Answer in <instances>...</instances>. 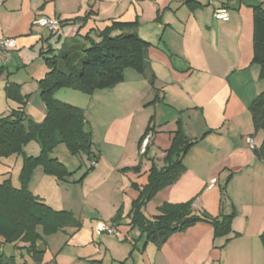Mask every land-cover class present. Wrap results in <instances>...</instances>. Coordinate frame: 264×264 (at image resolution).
I'll use <instances>...</instances> for the list:
<instances>
[{
  "label": "crops",
  "instance_id": "obj_1",
  "mask_svg": "<svg viewBox=\"0 0 264 264\" xmlns=\"http://www.w3.org/2000/svg\"><path fill=\"white\" fill-rule=\"evenodd\" d=\"M222 5L228 20L215 17ZM258 5L264 0H0V37L17 40L9 55L0 50V117L22 106L7 96L8 87L19 84L27 96L26 121H42L46 107L38 82L49 71L46 58L99 42L114 21L137 22L138 34L151 43L144 74L127 68L112 88L56 92L85 110L97 165L88 171L85 155H72L60 144L52 156L73 175L60 180L35 168L31 192L81 222L50 234L37 227L46 242L40 264H264V160L247 142L251 137L259 147L264 141V129L253 134L249 110L264 90L260 65L252 62ZM41 16L57 17L61 26L51 31L34 24ZM149 125L154 137L141 153ZM179 129L194 141L183 156L184 171L144 206L145 216L158 215L164 202L192 201L197 212L212 217L234 210L233 231L215 235L213 225L201 221L158 247L132 224L131 209L152 164L163 166ZM34 142L25 146L26 155H39ZM12 162L22 168L23 156L0 159L7 167L0 170V182L11 178L19 187ZM214 177L217 182L209 186ZM98 221L115 223L116 232L98 234ZM2 248L12 252L10 244Z\"/></svg>",
  "mask_w": 264,
  "mask_h": 264
},
{
  "label": "trees",
  "instance_id": "obj_2",
  "mask_svg": "<svg viewBox=\"0 0 264 264\" xmlns=\"http://www.w3.org/2000/svg\"><path fill=\"white\" fill-rule=\"evenodd\" d=\"M137 25V22L114 21L110 28L101 33L99 42H93L80 51L70 50L60 56L46 58L49 71L38 82L40 96L46 107V115L42 121H26L23 107L27 96L22 94L19 84L8 87V98L22 106L0 117V159L18 154L23 156V164L19 187L13 185L11 178L0 182V236L4 238L0 242V264H19L22 259L21 264H40L46 242L38 232L39 225L43 226L45 234L56 232L67 225L81 226L80 220L72 212L54 210L34 195L29 189V182L38 166H42L45 173L60 180L73 175L74 172L62 161L52 156L60 144H64L72 155H85L90 162L96 160L85 110L58 99L55 94L62 88L87 94H92L97 89L112 88L125 79L127 68L144 74L146 50L151 43L140 37ZM115 30L119 32L115 34ZM253 45L252 62L260 65V78L264 79L263 5L254 7ZM249 110L252 115L253 134H256L264 129V90L252 101ZM150 129H153L151 125L146 131ZM33 140L39 143L40 153L37 156L26 155L24 148ZM193 144L194 141L179 129L166 152L163 166H158L155 162L152 164L148 182L133 201L132 224L147 235L148 241L154 242L158 247L172 234L201 221L211 223L215 235H226L233 231L234 210L229 214L212 217L197 212L192 201L164 202L159 206V214L152 218L146 217L143 212L144 206L160 190L179 179L184 171L183 156ZM253 151L264 160V141L259 147H254ZM92 168L90 164L88 171ZM139 168L137 166L131 169L138 171ZM135 187L139 188L137 185ZM261 239L264 244V232ZM3 244L12 245L10 254L2 248ZM27 256L31 258V262L27 260Z\"/></svg>",
  "mask_w": 264,
  "mask_h": 264
},
{
  "label": "built area",
  "instance_id": "obj_3",
  "mask_svg": "<svg viewBox=\"0 0 264 264\" xmlns=\"http://www.w3.org/2000/svg\"><path fill=\"white\" fill-rule=\"evenodd\" d=\"M215 17L221 20H228L230 17L229 9L227 6L222 5L215 9L214 11ZM34 24L46 27L51 31H55L59 29L61 26L62 21L57 17H48V16H41L37 17L34 21ZM17 46V40L15 37H8V36H2L0 37V50L5 54L9 55L11 53V50L14 49ZM154 137V130L150 129L147 130L140 142V151L141 153H145L151 140ZM247 142L251 147H255L254 140L249 137L247 139ZM91 166H96L97 161L92 160L90 162ZM217 182V178H212L209 182V186H212ZM96 232L98 234H114L117 230L116 224L112 222H105V221H98L96 223Z\"/></svg>",
  "mask_w": 264,
  "mask_h": 264
},
{
  "label": "rangeland",
  "instance_id": "obj_4",
  "mask_svg": "<svg viewBox=\"0 0 264 264\" xmlns=\"http://www.w3.org/2000/svg\"><path fill=\"white\" fill-rule=\"evenodd\" d=\"M62 93H64V92H62ZM73 93V92H72ZM42 99V98H41ZM43 101V100H42ZM43 103H44V101H43ZM35 143L36 142H32L31 141V144L30 145H35ZM31 147V146H30ZM62 148L65 150V151H68L67 150V148H66V146L64 145V144H62ZM28 149H30V148H28ZM68 153V152H67ZM10 165H12L11 166V169H12V171H13V173H14V178H16L17 176V179H19V175H20V172H21V167L19 166V163L16 165V167H15V164L12 162ZM7 167H5V165H3V164H0V170H2V169H6ZM18 174V175H17ZM229 178V177H228ZM228 178H227V180H228Z\"/></svg>",
  "mask_w": 264,
  "mask_h": 264
},
{
  "label": "bare ground",
  "instance_id": "obj_5",
  "mask_svg": "<svg viewBox=\"0 0 264 264\" xmlns=\"http://www.w3.org/2000/svg\"><path fill=\"white\" fill-rule=\"evenodd\" d=\"M252 148H254V147H252ZM97 161V160H96Z\"/></svg>",
  "mask_w": 264,
  "mask_h": 264
}]
</instances>
